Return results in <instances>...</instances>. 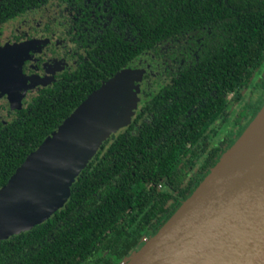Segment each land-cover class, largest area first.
Returning a JSON list of instances; mask_svg holds the SVG:
<instances>
[{"label": "trees", "instance_id": "obj_1", "mask_svg": "<svg viewBox=\"0 0 264 264\" xmlns=\"http://www.w3.org/2000/svg\"><path fill=\"white\" fill-rule=\"evenodd\" d=\"M44 1L0 0V22ZM63 1L75 11L76 5L87 3ZM93 1H107L111 18L98 10L94 20L87 8L78 20L69 17L77 27L71 30L74 40L85 49L84 44L95 47L87 50L90 58L80 55L78 67L64 70L61 79L0 121V187L102 80L136 55L153 50L157 41L173 45L181 67L173 84L154 97L156 119L162 113L171 120L173 138H165L166 128L159 135L157 127L141 129L138 135L132 125L109 135L77 175L62 207L31 228L0 239V264H120L144 233H155L230 147L228 139L223 151H209L195 181L184 183L186 166L195 167L204 150L199 139L205 128L227 112L228 95L264 63V0L89 4ZM160 183L164 187L159 190ZM170 198L173 202L168 203Z\"/></svg>", "mask_w": 264, "mask_h": 264}, {"label": "water", "instance_id": "obj_2", "mask_svg": "<svg viewBox=\"0 0 264 264\" xmlns=\"http://www.w3.org/2000/svg\"><path fill=\"white\" fill-rule=\"evenodd\" d=\"M21 48L0 46V96H18L16 108L23 93L14 85L25 82ZM136 79L135 69L118 70L28 153L0 187V239L63 206L102 142L130 123ZM120 264H264V103L194 190Z\"/></svg>", "mask_w": 264, "mask_h": 264}, {"label": "flooded vegetation", "instance_id": "obj_3", "mask_svg": "<svg viewBox=\"0 0 264 264\" xmlns=\"http://www.w3.org/2000/svg\"><path fill=\"white\" fill-rule=\"evenodd\" d=\"M86 1L84 7L76 5L75 11L63 0H46L39 6L28 8L9 20L0 22V46L6 44L23 46L19 50L21 59L18 67L25 77V82L21 79L19 83H16L20 86L14 85L16 92L23 93L20 97V107L36 96L40 90L52 86L61 79L64 70L78 67L80 55H83L85 60L90 58L87 50H94L95 47L84 44L87 46L85 49L79 40H74L71 30H75L77 27L75 26L76 23L69 17L78 20L82 9L87 8L94 20H96L95 13L98 10L104 11L105 16L110 19L113 11L107 1H103L101 4L98 1L89 4L90 0ZM50 9L51 11H49ZM40 11L44 13L36 21V15ZM43 16L48 18L43 21ZM99 16L102 17L103 15L99 13ZM78 38L80 37L78 36ZM153 48V50L144 51L130 59L129 65L125 63L119 67V69L133 68L136 70L137 79L134 81L136 86L134 90L137 95V104L130 123L114 133L130 125L133 126L132 132L138 135L142 132H139L141 129L157 127L159 135L165 134L167 130L168 136L165 138L168 139L169 135L173 138L171 120L162 113H158L159 118L156 119V112L154 111L157 109H155L154 97L163 92L168 84H173V78L180 75L178 72L181 67L176 63L177 57H173V45L171 43L157 41ZM183 61L184 59H180V63ZM18 102L19 99L16 95L9 97L8 94L4 93L0 96V121L5 122L11 118V111L16 108L12 105L15 106ZM227 102L229 104L226 108L227 112L223 110L205 128L204 134L199 139L204 150L201 152L195 167L186 166L187 176L183 179L184 183L195 176L209 151L214 148L218 149V153L220 150L223 151L228 139L232 141V145L260 109L264 103V63L254 69L246 84L238 91L228 95ZM235 108L237 110L234 111ZM249 117L251 118L249 119ZM193 159L195 160L197 157L194 156ZM193 181H195L194 178ZM161 185V183L158 184L159 190L164 187V184ZM170 202H173L172 198L168 200V203ZM152 235L144 233L136 249Z\"/></svg>", "mask_w": 264, "mask_h": 264}, {"label": "rangeland", "instance_id": "obj_4", "mask_svg": "<svg viewBox=\"0 0 264 264\" xmlns=\"http://www.w3.org/2000/svg\"><path fill=\"white\" fill-rule=\"evenodd\" d=\"M48 9H49V8H48ZM47 11H48V10H47ZM47 11H45V12H47ZM49 11H51V9H50ZM43 13H44L43 11L38 12V14L36 15V21H38L39 17L42 16ZM50 14H51V13H50ZM50 14H49V15H50ZM47 18H48V17H44V16H43V17H42V20L45 21ZM43 21H42V22H43ZM42 22H41V23H42ZM13 96H14V95H12L11 97H13ZM10 105H11V104H10ZM235 110H237V108H235L234 111H235Z\"/></svg>", "mask_w": 264, "mask_h": 264}]
</instances>
